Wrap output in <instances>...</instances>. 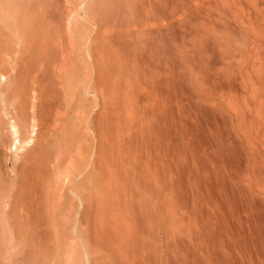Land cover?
I'll list each match as a JSON object with an SVG mask.
<instances>
[{"label":"bare ground","instance_id":"1","mask_svg":"<svg viewBox=\"0 0 264 264\" xmlns=\"http://www.w3.org/2000/svg\"><path fill=\"white\" fill-rule=\"evenodd\" d=\"M108 1L111 8H114L111 11H115L116 8L119 18L117 23H110L111 17H114L106 8L111 20H107V17L108 22L102 21L105 19L102 14L106 11L103 12V2L108 4ZM13 2L14 6H17L14 9L24 11L23 16L29 21L28 29L32 33L27 34L30 36L33 34L37 40L28 42L30 43L28 47H31L30 52H36V60L32 58V62L38 63L34 68L28 57L29 64L34 70L37 68L34 71L35 75L31 73L32 82H27L29 79L26 77L25 80L24 77V80L15 83L17 85L15 89L11 87L14 91L11 90L13 92H10L12 95L9 93L10 97L13 96L17 100L15 107L18 104L16 109L20 113L15 107L13 109L19 117L21 115L22 122L24 121L21 123L27 126L29 117H35L34 107L37 102L34 100L37 99L42 104L40 99L43 98L44 101L45 96L47 98L43 109L37 108L41 112L39 114L42 122L48 125L50 119L51 123L53 120L50 114L52 115L55 110L52 109L51 113L50 100L54 96L52 89L59 88V86L56 88L58 84L52 87V83L55 81L53 75L56 76L53 74L58 63L56 57H59L56 54L57 45L54 46V36L60 33L57 23L58 10L61 8L56 0ZM103 2L99 3L103 5L102 8L100 6L102 11L98 6H95L96 9L84 3L88 4L84 6L87 12L92 11L90 14L96 17L95 22L100 20L99 31L97 30L99 35L95 36L98 42L94 44L97 52L92 48L93 54L97 55L93 64L97 65L99 76L96 77H99L98 83L102 84L97 86L106 88L103 90L109 93L106 95L107 98L103 93V100L106 98L107 102L111 89L114 99H118L115 103L120 100L117 103L120 106L112 111L110 109L112 104L108 102L110 119H107L108 116L105 118L102 116L104 119L103 121L100 119L99 122L95 118L99 122L98 126L94 120L98 141L94 167L97 169L98 178L100 177L101 182H97L98 186H101V191H97L99 194L95 191L100 197L93 199L99 200L96 204L101 212L95 213L96 215L93 213V219L84 222L86 225L82 227L81 242L77 244L81 245V250L77 249L78 254L75 253V256L70 255L71 259L69 258L65 264H264V0ZM11 4L13 3H10V6ZM1 5L3 6L2 3ZM12 12L14 13V10ZM20 39L22 40V37ZM3 40L6 41L5 38ZM33 43L37 51L32 50ZM8 45L6 46L9 48ZM20 50L22 51V48ZM63 53L64 51L61 54ZM26 54L24 56L31 55ZM27 64L26 61L25 67L21 66L26 74L32 68L28 64L29 69ZM76 64L77 62L76 67L73 65L75 69L78 67ZM110 67L112 70L107 69ZM106 70L108 72L111 70L112 74L108 73L111 76L103 75ZM24 72L22 74L25 75ZM73 76L77 77L75 74ZM142 89L144 92L141 93ZM30 96L35 99L29 100ZM105 110L106 108L104 112L107 114L108 110ZM99 117L102 118L101 115L97 118ZM2 123L1 126L5 124ZM17 123L14 116L9 119L7 126L12 138L11 145L17 150V154L21 147H24L21 149L22 153L18 154L21 156L25 154L23 153L27 147L25 145L33 140L31 137L28 140L25 138L27 140L26 142L23 140L25 144L20 145L23 142H20L21 130L19 131ZM46 125L44 126L47 127ZM47 130L48 128L46 132ZM65 131L67 134V130ZM42 132L44 134L43 130ZM47 139L45 141L44 137V142H49ZM44 142L43 147L46 145ZM51 142L53 141H50V144ZM39 150H44L45 153L42 147ZM33 151L36 153L34 149ZM63 151L59 149L57 154L60 155ZM43 152H39L41 155L36 153L33 154L34 157L30 156L32 160L25 156L24 160H28L25 163L28 164L27 168L24 166L27 172L20 173V178L25 180V183H28L29 176L32 175L29 172L33 168L36 169L35 175L39 171V177L42 175L43 178L47 173L46 168L42 170L43 164L39 167L36 160L44 156V159L46 157L44 163H49L54 156L51 158V154L48 153L47 156V153L45 155ZM17 178L14 180L17 181ZM30 178L33 180L32 176ZM42 178L39 179L41 182ZM75 185L77 187V184ZM3 186H0L2 190ZM23 186L22 184L21 187ZM38 187L36 191L33 186L34 191L30 186L29 191L21 189L29 192L27 194L29 199L32 191L37 193ZM39 193L40 191L37 196ZM27 195L25 194L26 199ZM23 199L25 198L20 200L22 204ZM13 203H9L12 205L11 209ZM15 209L13 208L14 211ZM60 244L62 243H59V246ZM77 245L76 248L79 247ZM47 247L42 246L39 249L34 247L36 250L32 253L31 260L28 259L30 263L64 264L61 258L64 256L62 249L57 247L59 248L57 255L51 250L53 248Z\"/></svg>","mask_w":264,"mask_h":264},{"label":"rangeland","instance_id":"2","mask_svg":"<svg viewBox=\"0 0 264 264\" xmlns=\"http://www.w3.org/2000/svg\"><path fill=\"white\" fill-rule=\"evenodd\" d=\"M2 1L3 0H0V54H1L0 57L2 58V60H0V65H1L0 66V72H2V73H0V118H1L0 119V128L1 127L2 128L5 127V128H3V129L1 128L2 132L0 131V135L2 133H4L3 131H5V133L2 134V136H0V145H1L0 146V172H1L0 173V176H1L0 177V186L4 185L5 189H4V186H3V190H2V188H0L1 189L0 192H2V194L0 193V200H1V202H0V212H1L0 213V217H2L0 219V228H1L0 229V264H27L28 262L30 263V260H31V257H32V253L34 252V250H36V249H34V247L37 248V249H39L42 246L46 248L47 246H44V245H48V247H47L48 249L49 248H53L51 250L54 252V254H57V255L59 254V253H57V251H58L57 249H59L57 247H60V250L62 249L61 251H62V254L64 256H62V254H61L62 257L60 255L59 256L62 258V261L65 264L69 260V258L71 259L70 255H74L75 253L78 254V251H76L77 249H79V251L81 250V248H80L81 245L79 246L77 244H80V242H81V235L83 234L82 233L83 232V228H84L83 226L86 225L85 223H87V221L90 222L93 219V216L96 215L95 213L98 214V212L99 213L101 212V210H99V208H97V204H96V201H99V200H96V199L94 200L93 199L95 197L96 198L100 197V196H98L99 192H97V191H99V190L101 191V186H98L99 183L97 182V181H100L99 180L100 177L98 178L99 175L96 172L97 169L94 167L96 165V163H95L96 159L94 160V157L96 156L95 153L97 152V151L95 152V150L97 149V145L96 144H98V143H96V142H98V141H96V139H97V136H96L97 135L96 134L97 129L96 128L98 126L97 123L100 122L99 121L100 119L103 121V119L105 117L108 116L107 119H110V117H111L110 116L111 115L110 114L111 111L109 110V107L107 105L108 102L109 103L111 102V104L113 106V107L111 106V108H110L112 111H115L120 106V104H119V106L117 105V103L120 100L117 103H115L116 100H118V99L116 97H115L116 99H114V94H113L111 89H110L111 93H110V95H108V99H107V102H106L105 101L106 98H107L106 95L109 94V93H105V91L103 90L104 87L103 88L101 86H100V88L98 87L99 84L100 85H102V84H101V82L98 83L99 77H96L97 75L99 76V71H98L96 63H95V65L93 64L95 59H97V58H95V57H97V55L95 56L93 53H94V50H96V49H94L95 48L94 44L96 42H98V39H96L95 36L97 35V37H98V35H99L98 31H99V26L100 25H98V24L100 23L99 22L100 20L97 21L98 23L95 22L96 21V17L94 16V14H92V13L90 14V12H92V11L87 12V10L85 9L84 6H87L88 4H90L92 7L93 6L94 7L98 6L99 9H100V6L102 8V6L104 5L103 12L106 9L111 11L114 8L113 7L111 8V6H110L111 4L109 3V1H108V4H106V2L105 3L103 2L104 0H89L90 1V2L88 1L89 3L86 2L87 0L86 1L85 0H56V2L59 3L57 5L59 6V8H61V9H59L57 7L59 9L58 10V12H59V23H57L58 24L57 26L60 27V33L58 32V35L56 33L55 36H54V39H55V45L54 46H56V45L58 46V47L56 46L55 48H57L56 49V51H57L56 54L59 57H56L58 63H57V66L55 67V70H53V74H55L57 77L53 75V80L55 79V81H53L52 84L54 86L52 85V87H56L55 85L58 84L56 88H58V86H59V88L57 90L54 89V88L52 89L53 95H54L52 97V100H50L48 98L50 100V102H51L50 103L51 113L55 109L54 113H52V115L50 114V118H52L53 120H52V123H51V119H50L49 124L46 125L44 122H42L43 120L41 119V114H39L41 112H39L40 110L38 108H41V110L43 109L44 101H46L47 97L45 98V96H44V101H43V98L40 99L42 101V102L40 101L43 104L42 105V104L39 103V100H37L35 98H32L30 96L29 100H31V98H32V100L35 99L34 100L35 103L37 102L38 104L36 103L37 105L35 104L36 107H34V109L36 110V113L34 115L35 117L34 118L33 117H31V118L29 117V119L31 121L28 120L27 121V126H26V124L25 125L22 124L24 121L22 122L21 115H20V117L18 116L19 115L18 113H20L16 109V107H18V104H16L17 106L15 107V103H16L17 100H15V98H13V96H12V98L10 97L12 95V93H10V92H13L14 89L16 88L17 85L15 83H17L19 80H21V81L24 80L23 79L24 77H25V80H27L26 77L30 80V81L28 80L27 82H29V83L32 82V79L30 78V76H32V74H34V71L37 69L36 68L34 70V68L38 66V63H36L37 61L36 62H32L34 59L36 60V58H35V56H36L35 53L36 52H33L34 54L32 52H30V48L31 47H28V45L33 42L32 40H35V42H37V40H36V38L34 37L33 34H32V36H33L34 39H32V36H30V34H27L28 32H31V31L28 29V28H30V27H28V22L29 21L27 20V18H25L23 16L25 12L24 11L20 12L19 10H15L14 9V7H17V6H14V2H13L14 0H4L3 2ZM102 2H103V5H99V3H102ZM1 3L3 4V6L1 5ZM10 3H13V4H11V6H10ZM84 3H88V4H84ZM13 10H14V13L12 12ZM107 10L104 12V14H102L103 18H105V19H102V21H104V20L106 21V18L108 17L107 20L110 21L112 19L110 23H112V24L113 23H117L119 21V18H117L116 8H115V11L113 10V11L110 12L112 14V16L114 17V18L111 17V19L109 18L110 13ZM15 11L17 13H15ZM18 11L20 12V14H19ZM63 13H64V15H63ZM108 13H109V15H108ZM13 14H15V15H13ZM115 14H116V20H114L115 19ZM21 19H23L24 21L21 22L22 21ZM25 22H27V23H25ZM106 22H108V21H106ZM11 23H12V25H11ZM107 24H109V23H107ZM75 27H77V28H75ZM58 30H59V28H58ZM75 31H76V33H75ZM95 31H97V32H95ZM25 32H26V35H24ZM77 32H79V33H77ZM60 34H62V36ZM28 36H30L31 39ZM21 37H22V40L20 39ZM4 38H5L6 41L3 40ZM54 39H53V42H54ZM23 40H24V42H23ZM28 42H30V43H28ZM4 43H6V45L10 44L11 48H10L9 45H8L9 46V48H8L6 45H4ZM13 43H14V45H13ZM34 44L35 43L32 44L34 46V49H32V50L33 51L34 50L37 51L36 50L37 49L36 45H34ZM2 45L5 46V49H4V46H2ZM60 45L62 47H60ZM22 46H24L26 49L24 47H22ZM21 48H22V51L20 50ZM10 49L12 50V52H11ZM27 49H29V50H27ZM58 49H59V51H58ZM62 51H64L63 55L61 54ZM95 52H97V50ZM26 53L31 54V55L24 56ZM30 56H32V57H30ZM68 56H69V58H68ZM28 57H29V59L31 61L30 63L34 64L33 65L34 68L29 64ZM32 58H33V60H32ZM26 61L30 65V68L32 67L31 69H33L32 70L33 72L32 71L30 72L31 69L29 68V65L27 64L28 68L30 69V70H28V73H27V74H29V76H26L27 74L23 71L24 68L21 67V66L25 67ZM72 62H75V63L77 62L76 65H78L79 69H78V67L75 69L73 67V65L75 66V63H72ZM111 68L112 67L107 68V69H111ZM96 69H97V73H96ZM111 70L109 72H108V70L104 71L105 74H103V75H106V77H108L109 75L111 76V74H112ZM18 71H21V72H18ZM73 71H75V72H73ZM76 71H78V72H76ZM10 72H11V74H10ZM22 72H24L25 75L22 74ZM69 72H71V74ZM104 72L102 71V73H104ZM106 72H107V74H106ZM108 73H111V74H108ZM57 74H59V75H57ZM73 74L77 75V77L73 76ZM65 75H67V76H65ZM71 75L73 76V78L70 77ZM8 76L10 78H8ZM3 85H5V86H3ZM95 85L96 86L98 85V86L96 87ZM1 86H2V88H1ZM5 87L7 89H5ZM11 87L14 88V89H12ZM187 87H189V86H187ZM96 88L97 89L99 88L100 92H98L99 90H97ZM101 88H102V90L104 92H102ZM107 88H109V85H108ZM104 89H106V88H104ZM11 90H13V91H11ZM54 90H56V91H54ZM143 90L144 89H142L141 93L144 92ZM58 91H59V93H57ZM103 93H104V95L106 97L104 100H103L104 96H102ZM64 94H65V96H64ZM101 96H102V100L100 99ZM6 97H8L9 99L7 98V100H6ZM111 99H112V101L115 104H113ZM39 104L41 105V107H40ZM55 106H58L57 107L58 109ZM14 107H15V109L18 112L17 114H16V110L13 109ZM105 108H106V110H108L107 114H105V112H104ZM29 109H27V110H29ZM61 109H62V111H60ZM113 109H115V110H113ZM37 111H38V113H37ZM56 111H58L59 114L56 113ZM101 111H103L104 113H101ZM9 112H12V113L10 114ZM14 112H15V115H14ZM30 112H31V109H30ZM98 113L101 115V117L103 116L104 118L103 117L102 118H100V117L97 118L98 116H100V115H98ZM14 116H15V119H17V122H18L17 124H19L18 125L20 127L19 131L21 130L20 131L21 132V135H20V139L21 140H20V142L22 143L23 140L26 142L28 139H30V137L33 140L29 144L25 145L27 147L23 151V153H25V154L24 155L21 154L22 157L20 155H19L20 156L19 157L18 154H20V152L22 151L21 149H23L24 147L23 148L21 147L20 150L18 149L19 153L17 154V152H16L17 150H14L13 146L11 145L12 138L10 137L9 128L7 126L8 122H9V119L11 117L14 118ZM63 117L65 118V120H64ZM95 118L99 122H97ZM94 120L96 121V123H95ZM1 121H3V123H5V124H3ZM35 121H36V123H35ZM68 121H70V122H68ZM102 121H101V123H102ZM1 123L3 125H5V126H3V125L1 126ZM28 123H30L31 125L28 124ZM42 123L44 125H46L47 127H45ZM57 123H58V125H57ZM94 123L97 125L96 128H95ZM22 125H24L25 127L24 126L22 127ZM37 125H39L38 129H37ZM68 126H69V128H68ZM44 127L46 129L48 128V130H47L48 134L46 132V129L45 130L43 129ZM22 128L24 129V131H23ZM40 129H41V131H40ZM42 130L44 131V134H43ZM56 130H58V131H56ZM65 130H67V134L65 133L66 132ZM53 131H54V134H53ZM45 132H46V134L48 136L45 134ZM68 132H70V133L68 134ZM49 134H52L53 136H55V138L53 136H50ZM42 135H44V136H42ZM73 135H74V137H73ZM35 136H36L37 139L35 138ZM44 137H45V141H46V139L48 137L49 140L47 139V141H49V142H47V143L44 142V140H43ZM58 137L61 138V139H59ZM70 138H72V139H70ZM6 139H7V141H6ZM50 141H53V142H51V144L53 143L52 145L50 144ZM54 141H56V142L54 143ZM2 142H4L5 144L2 143ZM35 142H36V144L38 146L36 144H34L35 146L32 144V143H35ZM37 142L38 143L40 142V143L38 144ZM43 142L46 144L45 147H43L44 146ZM79 142H81V143H79ZM57 143L58 144L60 143V144L58 145ZM23 144H25V143L23 142L20 145H23ZM56 145H57V147H56ZM28 146H30L29 147L30 149L28 148ZM49 146H50V148H49ZM86 146H88V147H86ZM37 147H38V149H37ZM41 147L43 149H45V153H47V156H48V153H49V155L51 154L50 155L51 158L54 156L53 157L54 159L52 158L49 163H46V162L44 163L46 157L44 159L43 155H42L43 158H41V156L40 157L37 156L39 158H37L38 161L36 160V162H37L39 167H40L41 164H43V165L45 164V166L47 165V167L41 165V167H43V169L40 168V170L41 169L44 170L46 168L45 171L48 174L46 173L43 176V178H45V179L42 178V175L40 176L42 178V182H41V180H39L40 177L38 176V172L39 171L37 172V175H35L34 170H36V169L33 168L29 172V174L31 175V173H32L31 176L33 177L32 179L34 181L31 180V178H30L31 176H29V180L28 181L26 180L28 183H25V180L20 178V173L27 172V170H25V169L27 168L28 164H25V163H27L28 160H24V159H26L25 156L30 158V156H32V157L35 156L33 154H36V153H39V152H43L44 150L43 151L39 150V149H41ZM28 149H29V151H28ZM33 149L35 150L36 153H33L34 152ZM59 149H61V151H63L64 149L65 150L63 152H61L60 155H58L57 153H58ZM10 150H12V151H10ZM55 150H56V152H55ZM2 151L3 152L5 151L4 154H2L3 153ZM55 153H56V155H55ZM41 154L39 153V155H41ZM57 155L59 156V158H58ZM14 156H17V157H14ZM16 159H17V161H16ZM40 159L43 162H40L41 161ZM61 159H63V161ZM84 160H86L87 162L84 161ZM14 162H15V164H14ZM19 162L22 165L24 163V165L23 166L20 165ZM30 162H32V161H30ZM30 162H29V164H30ZM3 166H4V168H3ZM21 168H23V170ZM47 168H48V171H47ZM7 171H9V172H7ZM45 171H44V173H45ZM91 172H94V173L92 174ZM40 173H41V171H40ZM94 174H95L96 177L94 176ZM16 176H18V178ZM10 177H12V179ZM14 178L15 179L17 178L19 181L18 180L17 181L14 180ZM19 178L21 180H23L22 182H24V183H22V182L21 183L24 186H25V184L29 185L31 190H33L34 187L38 185L39 187L37 186L38 187L37 193L33 192L34 190L36 191V188H37L36 187L32 191V193L30 195L31 197H29V199H28L29 195H27V194H29V192H28L30 190L29 186H27L28 188L26 186H25V188H24V186L21 187L22 184L20 183L21 180ZM79 179H80V181H79ZM14 181H16V183ZM29 181L30 182H34V183L36 182V184L34 185L33 183H30ZM17 182L20 183L21 185L18 184ZM39 182H41L42 186L40 185ZM91 183L94 184L95 186H93ZM17 184L20 185V186H18ZM47 184H49V185L47 186ZM75 184H77V187H76ZM82 184H83V186H82ZM91 185L94 188H92ZM11 186H13V188ZM32 186H33V189H32ZM15 188H17V189H15ZM21 188L22 189L24 188L23 190L28 189L27 193L25 191H22ZM75 188H76V190H75ZM88 188H89L90 191L88 190ZM39 191H40V193L37 196ZM48 192H49V194H48ZM21 193H23V194H21ZM33 193H34V195H32ZM88 193H89V195H88ZM25 194L27 195V199L28 200L26 199ZM35 194H36V196H35ZM12 195H13V197H12ZM15 196H16V198H14ZM22 196H25V197H22ZM87 196L89 197V199H88ZM13 198H14L15 202H14V200L12 201ZM21 198H25V199H23L24 200L23 204L20 203L21 202L20 201ZM31 198H33V199H31ZM84 198H86V199H84ZM16 199H17V201H16ZM38 201L41 202V203H39ZM35 202L38 205L35 204ZM9 203L10 204L13 203L14 206H16L18 204L16 206L17 209H15V207L13 206L15 211H18V212H15L13 210V208L11 209L12 205H10ZM59 203L61 204V206H60ZM21 204L23 206L22 208H21ZM24 204H26L28 206H25ZM29 205H31V206L29 207ZM20 208L21 209L24 208V209L21 210ZM18 209H20V211ZM11 210H13L12 212H14V213H12ZM24 210L25 211L27 210V211L24 212ZM55 210H56V214H54ZM90 211H92V213ZM27 212L28 213L31 212L32 215L28 214ZM93 213H94V215H93ZM18 217L20 218L19 220H18ZM38 217H39V219H38ZM89 217H91V219ZM34 219H38V220H34ZM57 219H59L60 221H58ZM7 221H9L10 223H8ZM19 222L20 223L22 222L21 225L24 224V222H25V224L23 226H21ZM26 222H28L27 223L28 225H26ZM7 223L8 224H12V225H8ZM58 223H60V224H58ZM91 223H89V225ZM82 224H84V225H82ZM57 225H59V226H57ZM16 226H18V227H16ZM89 227L91 228V225ZM14 229H16V231ZM56 234H58V235H56ZM60 237L62 239H60ZM58 238L60 239V241H59ZM58 242L62 243V244H60V246H59ZM45 243H47V244H45ZM62 245H64V246H62ZM76 245L79 246V247L76 248ZM64 250H66V251H64ZM70 250H71V252H70ZM28 259H30V260H28Z\"/></svg>","mask_w":264,"mask_h":264}]
</instances>
